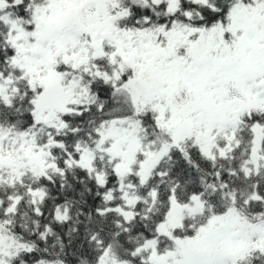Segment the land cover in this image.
<instances>
[{"label":"snow or ice","instance_id":"snow-or-ice-1","mask_svg":"<svg viewBox=\"0 0 264 264\" xmlns=\"http://www.w3.org/2000/svg\"><path fill=\"white\" fill-rule=\"evenodd\" d=\"M0 264H264V0H0Z\"/></svg>","mask_w":264,"mask_h":264}]
</instances>
